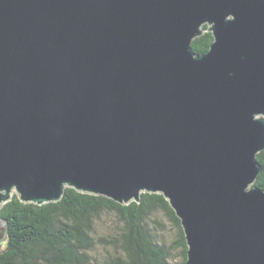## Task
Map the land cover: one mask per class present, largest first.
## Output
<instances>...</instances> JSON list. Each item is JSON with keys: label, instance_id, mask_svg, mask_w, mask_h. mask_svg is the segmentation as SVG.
I'll use <instances>...</instances> for the list:
<instances>
[{"label": "water", "instance_id": "95a60500", "mask_svg": "<svg viewBox=\"0 0 264 264\" xmlns=\"http://www.w3.org/2000/svg\"><path fill=\"white\" fill-rule=\"evenodd\" d=\"M262 150L264 0H0V206L157 192L185 264H264Z\"/></svg>", "mask_w": 264, "mask_h": 264}, {"label": "trees", "instance_id": "16d2710c", "mask_svg": "<svg viewBox=\"0 0 264 264\" xmlns=\"http://www.w3.org/2000/svg\"><path fill=\"white\" fill-rule=\"evenodd\" d=\"M192 40L195 54L213 41L206 30ZM261 166L253 185L264 190V150L256 155ZM175 230L172 238L160 215ZM6 221L0 264H185L187 245L179 218L157 192H141L137 201L118 203L65 187L54 202L21 201L12 193L0 206ZM179 260L173 263L174 255Z\"/></svg>", "mask_w": 264, "mask_h": 264}, {"label": "rangeland", "instance_id": "374dc122", "mask_svg": "<svg viewBox=\"0 0 264 264\" xmlns=\"http://www.w3.org/2000/svg\"><path fill=\"white\" fill-rule=\"evenodd\" d=\"M12 193H14V192H12ZM158 215H160V219L164 222V226H165V228L168 229L170 236L172 238H174L176 232L174 230V227L172 226L171 221H169V219L164 214H158ZM5 240H3L0 243V250H2L4 248ZM173 257H174L173 263H176V261L179 260V253H176Z\"/></svg>", "mask_w": 264, "mask_h": 264}]
</instances>
